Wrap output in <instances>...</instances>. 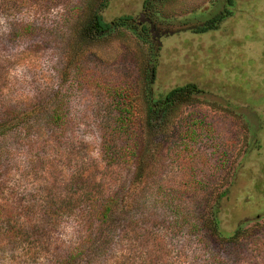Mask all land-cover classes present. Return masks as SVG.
Listing matches in <instances>:
<instances>
[{"label":"rangeland","instance_id":"374dc122","mask_svg":"<svg viewBox=\"0 0 264 264\" xmlns=\"http://www.w3.org/2000/svg\"><path fill=\"white\" fill-rule=\"evenodd\" d=\"M87 1L50 6L22 36L17 25L32 17L0 15V110L47 99L59 89L58 71L71 76L61 87L68 102L64 138L52 141L33 169L23 162V176L7 175L0 206L10 207L15 193L45 180L63 194L72 168L88 164L105 193H118L135 168L107 157L104 148L138 144L147 179L137 198L135 219L141 221L124 238L116 233L100 264H264V0H151L149 14L146 0H109L102 10L106 22L131 16L138 27L151 19L153 43L144 44L138 29L123 28L90 46L65 37L71 10L84 20ZM223 15L217 29L195 32ZM188 84L199 93L163 121L153 116L149 131L146 89L162 100ZM118 87L125 100L114 93ZM130 95L137 138L116 136ZM34 174L40 180L31 182ZM216 205L220 233L230 237L238 230L236 238L217 241L201 228ZM79 218L56 226L48 254L38 261L0 249V264H44L50 255H67L90 233L86 213Z\"/></svg>","mask_w":264,"mask_h":264},{"label":"trees","instance_id":"16d2710c","mask_svg":"<svg viewBox=\"0 0 264 264\" xmlns=\"http://www.w3.org/2000/svg\"><path fill=\"white\" fill-rule=\"evenodd\" d=\"M64 1L68 0H0V15L22 19L32 17L31 23L23 22V20V23L17 25L16 29L23 30L20 32L22 36L24 33L32 32V28L35 27L33 22L43 15L46 9ZM150 1L146 0L144 3V9L148 14L149 9L153 7ZM108 2L109 0H88L83 13L86 16L84 20L80 17L81 14L79 15L80 10H71L74 14L69 18L71 25L68 33L65 34L66 39L78 37L80 45L90 46L105 40L112 32L127 28L138 29V37L144 44L153 43L152 27L148 24L151 19L148 23H137L138 27L134 25L136 20L131 16L106 22L102 16V10ZM225 18L224 15L214 18L206 26L197 28L195 32L204 33L217 29ZM156 52L157 50L153 53L154 62H156ZM63 58L65 59L64 56ZM154 62L150 67L148 87L154 80L156 70ZM59 72L57 76L59 89L50 94L49 98L20 100L13 103L11 108L0 110V189H4L3 184L6 183L5 181L9 178L7 175L11 172L23 176L25 170L20 167L23 162L33 169L36 161L41 160L47 153L52 141H60L64 138L66 127L64 107L68 102L61 94V87L71 76L68 73L62 74L63 71L60 74ZM77 73V76H81L80 67ZM115 92L120 99L127 97L122 87L116 88ZM196 93H199L197 88L188 84L171 90L162 100H153V93L150 89H146L145 102L149 106L148 125L150 124L148 130L155 129L152 125L154 124L153 116L157 115V120L163 121L167 116L166 112L169 113L178 105L188 103L191 96ZM128 97L122 108L123 114L119 117L120 130L116 136L137 138L138 131L133 130V120H136L137 116L132 113V96ZM134 146L117 148L108 144L104 148L107 157L120 158V163L123 165L132 161V166L135 168L136 173L132 176L131 182L118 193L104 192L101 185L95 181L93 174L95 167L91 164L85 165L83 169L77 166L72 168L64 184L63 194L53 190V182L50 188L44 186L47 180L36 187L25 188L19 194L15 193L10 207L5 205L6 209H4L0 206V249L7 253H18V260L27 257L32 259L31 262H36L48 254L49 239L57 225L71 217L82 221L79 217L86 213L91 221L90 233L84 237L80 236L81 243L74 246L67 255H50L49 258H45L44 264H100L105 254L113 249L112 245L117 240L116 233H121L120 238H124L131 226H136L141 221L135 219L139 207L137 198L141 197L147 179L143 175L144 172L142 173L143 152L138 144ZM31 179V182H34L40 180V177L34 174ZM218 213L219 208L216 205L210 211V221L201 224V228L208 230V233L217 241L230 239V237L236 238L239 234L238 230L230 237H224L220 233ZM189 229L194 231V227Z\"/></svg>","mask_w":264,"mask_h":264}]
</instances>
